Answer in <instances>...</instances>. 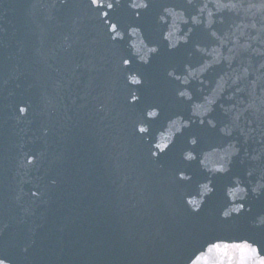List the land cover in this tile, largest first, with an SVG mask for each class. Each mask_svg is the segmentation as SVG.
Instances as JSON below:
<instances>
[{
  "label": "water",
  "instance_id": "95a60500",
  "mask_svg": "<svg viewBox=\"0 0 264 264\" xmlns=\"http://www.w3.org/2000/svg\"><path fill=\"white\" fill-rule=\"evenodd\" d=\"M261 257L264 0H0L4 264Z\"/></svg>",
  "mask_w": 264,
  "mask_h": 264
},
{
  "label": "snow or ice",
  "instance_id": "6c2138e0",
  "mask_svg": "<svg viewBox=\"0 0 264 264\" xmlns=\"http://www.w3.org/2000/svg\"><path fill=\"white\" fill-rule=\"evenodd\" d=\"M93 3H96V0H93ZM111 7V5H109ZM125 63H128V61H125ZM141 131H145V129H141ZM228 213H225V216H227ZM221 247L223 248H234V249H247L251 254L255 255L257 253V249L252 247L250 243H248L247 240H242L239 243H210L208 247V252H212L213 250H218ZM0 264H4L2 260H0ZM192 264H199V258L198 260H194ZM247 264H264V257H261L259 259H250Z\"/></svg>",
  "mask_w": 264,
  "mask_h": 264
}]
</instances>
